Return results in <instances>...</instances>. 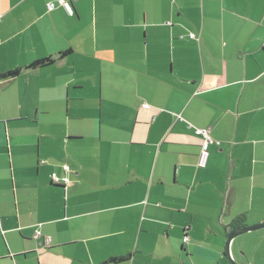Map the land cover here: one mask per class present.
Here are the masks:
<instances>
[{
    "label": "crops",
    "instance_id": "crops-1",
    "mask_svg": "<svg viewBox=\"0 0 264 264\" xmlns=\"http://www.w3.org/2000/svg\"><path fill=\"white\" fill-rule=\"evenodd\" d=\"M62 2L0 0V264H264V0Z\"/></svg>",
    "mask_w": 264,
    "mask_h": 264
},
{
    "label": "built area",
    "instance_id": "built-area-1",
    "mask_svg": "<svg viewBox=\"0 0 264 264\" xmlns=\"http://www.w3.org/2000/svg\"><path fill=\"white\" fill-rule=\"evenodd\" d=\"M59 3L62 4V6H63V7L69 12V13H71V10L69 9L68 4L63 3L62 0H59ZM189 38L192 39V40H196V41H198V39L196 38V36H195L194 34H191V35L189 36ZM142 107L147 108L148 106H147L146 104H144ZM195 133H196V135L201 136V137H203V138L205 139L204 149H203V154H202V159H203V158L205 159V156L207 155L205 149H206L207 144L210 143L211 140H210L208 134L206 133V131H204V130H196ZM216 145H218V142L216 143ZM65 170L68 171V167H67V166L65 167ZM51 182H52V184H54V185H62V184H64V185H68V183H69V181H68V179H67L66 177H64V178H59V177L56 176L55 174H51ZM186 240H187V239H184V241H186Z\"/></svg>",
    "mask_w": 264,
    "mask_h": 264
},
{
    "label": "water",
    "instance_id": "water-1",
    "mask_svg": "<svg viewBox=\"0 0 264 264\" xmlns=\"http://www.w3.org/2000/svg\"><path fill=\"white\" fill-rule=\"evenodd\" d=\"M263 228H264V219L261 222L255 224V225H252V226L235 228V229L228 228L227 229V235H226V243H225L226 254H228V252L230 253L229 246H230L231 241L234 238H236L240 235L249 233V232H253V231L263 229ZM230 264H236V263L230 258Z\"/></svg>",
    "mask_w": 264,
    "mask_h": 264
},
{
    "label": "trees",
    "instance_id": "trees-1",
    "mask_svg": "<svg viewBox=\"0 0 264 264\" xmlns=\"http://www.w3.org/2000/svg\"><path fill=\"white\" fill-rule=\"evenodd\" d=\"M68 52H65V53H62L60 54L61 56L63 55H66ZM52 63V60L50 58H45V59H41V60H38L36 62H34L30 68H38V67H44V66H47V65H50ZM16 75V72H11V73H8L6 75V77L10 78V77H13ZM5 77V78H6ZM0 78H4V76H0ZM55 186H59V185H55ZM113 260H116V259H113Z\"/></svg>",
    "mask_w": 264,
    "mask_h": 264
},
{
    "label": "rangeland",
    "instance_id": "rangeland-1",
    "mask_svg": "<svg viewBox=\"0 0 264 264\" xmlns=\"http://www.w3.org/2000/svg\"><path fill=\"white\" fill-rule=\"evenodd\" d=\"M255 225V224H254ZM254 232V231H253ZM249 233H252V232H249Z\"/></svg>",
    "mask_w": 264,
    "mask_h": 264
}]
</instances>
